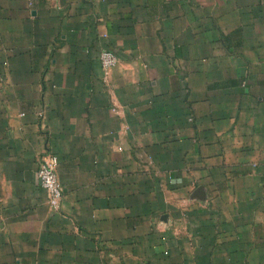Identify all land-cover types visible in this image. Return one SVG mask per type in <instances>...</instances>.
Wrapping results in <instances>:
<instances>
[{
  "label": "crops",
  "instance_id": "obj_1",
  "mask_svg": "<svg viewBox=\"0 0 264 264\" xmlns=\"http://www.w3.org/2000/svg\"><path fill=\"white\" fill-rule=\"evenodd\" d=\"M0 264H264V0H0Z\"/></svg>",
  "mask_w": 264,
  "mask_h": 264
},
{
  "label": "built area",
  "instance_id": "obj_2",
  "mask_svg": "<svg viewBox=\"0 0 264 264\" xmlns=\"http://www.w3.org/2000/svg\"><path fill=\"white\" fill-rule=\"evenodd\" d=\"M99 61L105 72L117 62L114 51L104 47L99 51ZM57 155L49 151L42 152L36 171L40 186L46 192V201L51 210H57L62 197V185L56 175Z\"/></svg>",
  "mask_w": 264,
  "mask_h": 264
}]
</instances>
